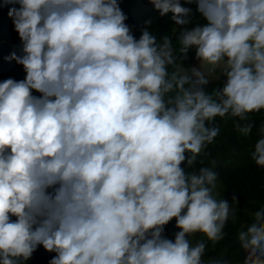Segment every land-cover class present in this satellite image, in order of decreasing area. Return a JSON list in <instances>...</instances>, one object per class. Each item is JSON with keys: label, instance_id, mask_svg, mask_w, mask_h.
I'll use <instances>...</instances> for the list:
<instances>
[{"label": "clouds", "instance_id": "9594fccd", "mask_svg": "<svg viewBox=\"0 0 264 264\" xmlns=\"http://www.w3.org/2000/svg\"><path fill=\"white\" fill-rule=\"evenodd\" d=\"M14 3L25 75L0 82V264L38 245L48 264H264L260 202L238 228L242 259L202 258L238 208L214 192L215 159L195 167L215 118L248 136L264 108V0H150L175 46L151 19L135 38L118 0ZM251 151L264 162V132Z\"/></svg>", "mask_w": 264, "mask_h": 264}, {"label": "trees", "instance_id": "16d2710c", "mask_svg": "<svg viewBox=\"0 0 264 264\" xmlns=\"http://www.w3.org/2000/svg\"><path fill=\"white\" fill-rule=\"evenodd\" d=\"M184 5L186 0H180ZM118 5L122 12L126 14L125 24L129 26L135 38L140 35V29L144 27V22L152 20L148 25L149 30L157 35H169L173 38V44L176 45L175 34L179 29L168 18L170 14L159 16L158 10L153 9L150 0H118ZM18 6L14 0H0V82L6 78L22 80L24 70L22 65L16 63L10 58V53L21 54V42L17 32L14 30L8 9ZM194 9V4L187 5ZM197 23H203L202 18L196 20ZM192 25L190 24L189 27ZM176 29V33L173 32ZM179 56V54H176ZM188 58H194V49H189ZM224 77L216 81H210L206 86L211 89L213 86L220 87L224 82ZM32 94L39 96L40 93L32 90ZM249 118L253 121V128L248 136L238 134L233 127V120L236 118L221 119L215 118V123L220 127V132L214 138V142L206 146L203 151L208 155L206 157L201 153L197 157L195 167L201 166L198 161L203 157V163L208 165V161L215 159L217 161V181L228 193L235 194L237 202L243 204L247 210L254 213L256 203H264V162L256 159L251 149L255 144L257 137L264 132V108L259 111L249 113ZM181 163V167H184ZM191 170V169H186ZM15 219V217H11ZM249 216L229 220L225 225V236L214 244L208 242L209 249L203 254L202 258H216L223 255H231L233 259L240 260L243 257V241L238 236V228L241 223H247ZM175 221L172 218L165 226L163 235L169 239L174 238ZM54 252L46 251L38 245L33 251L31 257L25 264H48L49 259L54 256Z\"/></svg>", "mask_w": 264, "mask_h": 264}, {"label": "rangeland", "instance_id": "374dc122", "mask_svg": "<svg viewBox=\"0 0 264 264\" xmlns=\"http://www.w3.org/2000/svg\"><path fill=\"white\" fill-rule=\"evenodd\" d=\"M181 63L184 64L185 66H187L188 64H196L197 60L195 58H188L187 60L181 61ZM221 77H222V75L219 78H221ZM214 192H215V194L218 197L221 196V198L228 199V198H230L232 196L230 193L227 192V190L221 184H219V182H217V187L214 190ZM237 208H238V213H237V218L236 219L242 218L244 216L251 217L252 212L247 210L246 207L243 204H240V203L237 202ZM178 230L179 229L176 227L175 228V232L178 231ZM193 238L194 239L198 238V236H194ZM208 242H211V241H206L205 242V250L206 251L209 249ZM211 243H213V242H211Z\"/></svg>", "mask_w": 264, "mask_h": 264}]
</instances>
